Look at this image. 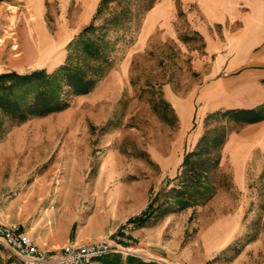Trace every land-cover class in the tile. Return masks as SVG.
<instances>
[{
  "label": "rangeland",
  "instance_id": "obj_1",
  "mask_svg": "<svg viewBox=\"0 0 264 264\" xmlns=\"http://www.w3.org/2000/svg\"><path fill=\"white\" fill-rule=\"evenodd\" d=\"M64 1L44 4L50 40H57L58 34L71 39L90 21L81 25L87 11L81 4L74 7ZM209 1L206 8L197 0H154L143 11L147 1L136 0L130 5L136 13L132 20L108 32L116 40L112 63L90 92L72 96L70 106L61 112L18 125L9 126L7 117L0 115L1 222L43 228L51 221L53 232H60L58 218L54 224L50 210L45 212L50 201L35 200L31 191L39 189L43 178L51 191L68 186L74 163L86 168L77 171L80 181L96 184L101 179L104 192L116 183L130 185L133 203L149 201L158 190L173 185L184 152L194 147L204 130L207 112L201 118L202 105L195 104L193 119L182 129L184 122L160 99L167 94L185 103L197 85L212 80L216 56L249 46L254 26L264 15V0ZM8 2L0 4L1 48L17 37L16 20L22 10ZM109 8L118 5L110 3ZM27 13L32 20L30 8ZM74 29L78 30L71 35ZM51 43L45 42L46 47ZM66 43L60 40L55 49L46 50L41 68L51 71L61 64ZM234 100L255 103L252 90ZM221 153L223 184L216 194L204 204L151 216L146 225H152V244L139 245L138 237L143 255L152 254L161 264H264V121L237 127ZM243 163L242 176L236 177L235 168ZM100 198L80 201L77 212L104 213L111 203ZM53 204L56 210L62 203ZM0 264H20L1 242Z\"/></svg>",
  "mask_w": 264,
  "mask_h": 264
},
{
  "label": "trees",
  "instance_id": "obj_2",
  "mask_svg": "<svg viewBox=\"0 0 264 264\" xmlns=\"http://www.w3.org/2000/svg\"><path fill=\"white\" fill-rule=\"evenodd\" d=\"M146 1L143 11L149 10L154 0ZM110 3L117 4L118 8L112 10ZM133 3L136 0H99L89 23L69 39L63 62L53 70L35 68L23 73L0 72V115L7 117L9 126L61 112L70 106L72 96L90 92L112 63L110 54L115 50L116 40L108 37V32L123 28L132 20L136 14L130 9ZM160 104L176 116L165 98L160 99ZM263 120L264 101L252 107L219 108L207 112L204 130L194 147L184 152L173 185L158 190L148 201L136 219L139 227L145 226L151 216L159 218L211 199L223 184L219 168L222 148L229 134L237 127ZM1 124L2 120L0 127ZM120 260L119 255L103 257L104 264H121ZM126 264L161 263L127 256Z\"/></svg>",
  "mask_w": 264,
  "mask_h": 264
},
{
  "label": "crops",
  "instance_id": "obj_3",
  "mask_svg": "<svg viewBox=\"0 0 264 264\" xmlns=\"http://www.w3.org/2000/svg\"><path fill=\"white\" fill-rule=\"evenodd\" d=\"M69 1L74 3V7H77V4H81L84 10L87 11L81 23L83 25L91 19L99 0H66L64 2L67 4ZM197 1L202 2L204 4L203 7L206 8L210 5L209 0ZM45 2L46 0H12V3H16L13 6L16 8L20 6L22 10L16 20L17 27L15 31L17 37L13 38V40H8L3 48L0 47V72L16 71L23 73L34 68L44 67L42 59L46 55V50H49V48L55 49V44H58L60 40L65 41V43L69 40L70 37L60 38V34L57 35V40H55V37H51L50 40L48 33L45 34L47 30ZM8 3V1L0 2V4L4 5ZM2 7L3 5H0V8ZM28 8L32 10L34 15L32 20L26 16ZM21 18H23L25 23ZM20 20L23 22L22 26H19ZM26 22H29L31 27ZM254 27L255 30L248 42L249 48L247 47L245 50L241 48L232 49L216 56L211 66L212 80L206 82L205 85H197L186 96L185 103H183L181 97L174 96L170 98L167 94L165 95L178 120L180 119L182 123L184 122L182 129L193 119L196 112L195 104L200 103L202 105L200 110L202 118L206 112L211 110L248 107L249 105L251 107L264 101V83L262 82L264 79V15ZM77 30L74 29L71 35ZM2 38L3 36H0V39ZM50 41H52L51 46L47 48L45 42L49 43ZM6 46L8 47L7 52ZM224 72L227 75H223ZM251 90L253 91L255 103L249 105L235 103L236 100L234 99L243 92ZM181 104H185L186 108H183ZM198 133L199 136L200 132ZM244 164H237L236 173H234L236 177L242 176ZM82 166L80 163L71 165L70 169H72V172L69 174L68 186L51 191L48 179L43 178L44 181L37 187L39 188L37 191L32 188L31 196H34L35 200L50 201V204L45 208V212L50 210L48 214L53 216L54 224L56 223L55 219L58 218V222L61 225L60 232H53L51 221H48L43 228L31 226L29 222L12 221L19 223L22 229L34 239L38 247L56 252L70 238L81 242L100 239L111 234L124 219L132 216L137 209L146 208L148 200L143 199L138 203H136L137 201L131 202L132 188L127 183H116L108 191L104 192V183L101 179H98L96 184L80 181V174L77 171L86 169ZM101 195L111 203L104 213L94 212L82 215V213L77 212L76 207L80 201H99ZM54 201L59 204L62 203L60 208L56 206L58 208L53 210ZM81 217L85 219L79 221ZM135 234L140 238L139 245H143L144 242L145 244H152V225L139 227L136 229ZM119 256L122 259V264H126V257ZM149 258L150 260H158V257L152 259V254L149 255ZM99 260L95 264H104L103 258Z\"/></svg>",
  "mask_w": 264,
  "mask_h": 264
},
{
  "label": "built area",
  "instance_id": "obj_4",
  "mask_svg": "<svg viewBox=\"0 0 264 264\" xmlns=\"http://www.w3.org/2000/svg\"><path fill=\"white\" fill-rule=\"evenodd\" d=\"M141 214L142 210L137 211L135 216L124 219L111 234L100 239L81 242L70 238L56 252L38 247L16 222H0V242L21 264H90L108 255L150 260L141 253L143 248L138 246L135 234L136 219Z\"/></svg>",
  "mask_w": 264,
  "mask_h": 264
}]
</instances>
